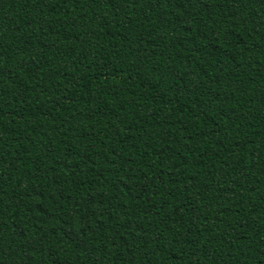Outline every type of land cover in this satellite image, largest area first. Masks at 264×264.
Listing matches in <instances>:
<instances>
[{"label":"trees","instance_id":"1","mask_svg":"<svg viewBox=\"0 0 264 264\" xmlns=\"http://www.w3.org/2000/svg\"><path fill=\"white\" fill-rule=\"evenodd\" d=\"M0 264H264V0H0Z\"/></svg>","mask_w":264,"mask_h":264}]
</instances>
